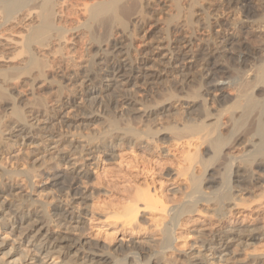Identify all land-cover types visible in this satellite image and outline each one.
Returning <instances> with one entry per match:
<instances>
[{"label":"bare ground","instance_id":"bare-ground-1","mask_svg":"<svg viewBox=\"0 0 264 264\" xmlns=\"http://www.w3.org/2000/svg\"><path fill=\"white\" fill-rule=\"evenodd\" d=\"M146 1L0 0V264H211L214 257L217 264H243L237 259L242 253L249 264H264V252L247 251L264 240V0L226 2L242 15L241 23L227 30L224 21L214 22L217 37L199 64L180 70L198 84L181 107L172 91L157 97L155 106L164 104L160 109L142 110L133 101L132 113L142 112L149 121L156 116L140 124L130 113L113 114L119 101L130 100L122 94L107 106L108 118L98 127L90 128L82 117L79 130L51 143L31 130L105 74H127L121 58L129 60ZM196 6L199 0H174L166 31L195 33ZM204 25L210 29L213 23L205 17ZM241 25L257 33L263 46L244 45ZM187 43L193 45L179 44L184 56L191 51ZM227 60L238 66L231 69ZM95 108L91 114L104 107ZM161 113L167 114L165 125ZM16 130L15 142L5 137ZM126 150L141 155L125 162ZM104 162L99 179L91 181ZM45 167L49 188L36 183ZM137 168L152 172L151 183L138 181ZM96 201L102 203L103 224L131 232L129 240L112 243L116 236L108 233L103 243L90 240L89 203L97 206ZM145 231L141 238L134 235ZM191 235L192 244L184 241Z\"/></svg>","mask_w":264,"mask_h":264},{"label":"rangeland","instance_id":"rangeland-1","mask_svg":"<svg viewBox=\"0 0 264 264\" xmlns=\"http://www.w3.org/2000/svg\"><path fill=\"white\" fill-rule=\"evenodd\" d=\"M157 1L158 2L156 3L151 2L149 0L146 1L144 23H140L139 26H137L136 28L135 37L132 41V46L130 48L129 60L125 63V59L121 58V62H123V65L126 67L125 72L127 74H122L115 79L114 77H110L111 72L107 73L104 75L105 79L102 82L97 81L96 87H94L93 89H84L81 94H75L74 96H71L70 99H65L69 100L68 102L70 104L51 114V118L45 119L44 123L40 125V128H37L35 126L31 129L34 133H37L42 136L43 139L41 140L51 143L53 139L57 140L58 136L61 133L62 135H70L71 133L76 132L77 130H79V127H81L80 120L82 119V117L86 119L87 123H90V128L100 126L99 124L104 123L108 118L107 106L111 104L112 101H114L116 98H118V100L123 99L122 97H120L122 94H125L124 96H127V99L130 100L119 101L116 106H113V114L117 117H122L123 115H128V113H130L137 122H141L140 124L152 123L156 119V116H154L152 120L149 121L147 120L145 115H143L144 113L142 112L132 113L131 108L133 101L138 102L139 105L137 108H142V110H144V108L148 106L151 107V105L153 108H157L154 104L157 97H159L163 93L172 91L182 100L179 103L175 104L176 107H181L182 104H185L184 99H186L187 93L190 92V88L195 89L198 87V84L196 82L197 80H195L193 77L194 75L190 74L188 77H185V74H187L188 71L181 73L180 70H182L184 66L199 64L198 61L202 58L201 54L203 53V50L206 49L207 44L212 45V40L217 37L216 35L219 28L214 24L216 20L224 21L225 24L228 25V27L225 29L230 30L231 26H229V24H240L242 15H239V13L237 14L236 10L228 7V5L226 4L228 0H199V6L201 4V6H203L205 10L199 8V6H196V8L194 9L195 15L192 16L193 20L199 21V28H196V25L193 26L192 29L195 33H192L190 29L181 28L176 31L175 29H173V35H171L166 31V29L168 27L167 20L175 11L174 7L168 8V6L173 4L174 0ZM255 6L256 5L253 4L251 7ZM205 17L209 18V20L213 23V26L210 29H205ZM238 35H240V39L246 46L255 49L263 46L259 35L252 31L249 32V29H247V27L244 25H241V28L238 31ZM171 37H174L173 40L176 39V42L178 43L171 42ZM121 39L125 40L126 37L123 36L121 37ZM187 40H192L193 45L191 47L189 43L185 45V50L191 51L189 53L187 52L188 55L184 56L182 54L184 45L179 44L185 43L187 42ZM128 44H130V42H128ZM169 47H173L172 51L169 50ZM137 56L138 61L134 62V59ZM180 59H185V61H181ZM97 61L98 63L102 64L101 60L98 59ZM111 63L117 62H114V60H112ZM220 63L221 65H219L222 66L223 62ZM226 64L231 69L238 66L235 60H227ZM254 64L255 61H252L249 64V68H251ZM131 65L132 67H130ZM80 72L83 73L82 70ZM192 73H194V71ZM195 74L199 78L200 72L198 71ZM219 77H221V75H219ZM101 88H106L110 90L107 92H102ZM120 89H125L126 92L121 93ZM215 94L216 98H219L220 92H216ZM98 105H101V107L104 108H102L103 110H100L99 112H95V107H98ZM163 106L164 104L159 105V108L157 109H160ZM213 106L216 107V104L214 103ZM93 109H95L94 113L91 114ZM83 114L86 115L84 116ZM166 115L167 114H163L162 118H159L160 122L164 125L168 121ZM95 116L96 119L94 120L99 121L93 123L91 121L92 118ZM81 121L83 122V120ZM31 124L36 125V121H33ZM18 134V130H16L15 133L9 131L6 133L5 137L10 141L15 142ZM167 145L166 147H170L169 145ZM51 147L53 146H50V148L47 149L46 152H50ZM170 151L172 153H176V148H170ZM121 153L124 156L123 158L125 162H131L137 159L139 155H141L140 152H133L131 150H126ZM42 154L43 152H41L39 156H31L30 161L34 162L36 158L41 157ZM102 159L107 160L108 158L107 156H103ZM5 163L7 166H11L14 161L12 162L9 159L5 160ZM105 165L107 164L104 162V165H101L99 168L96 167L95 170L92 171L91 181H96L97 179H99L100 175L102 174L105 168ZM139 170L142 171L138 168L137 172L136 170L134 171L135 174L139 173L136 174L138 176V181H141L142 183H144L145 181V183H149L150 181H152V172H140ZM48 172L50 171L46 167L39 171L38 177L36 178V183L38 187L49 188V183H51V180L47 179L49 177ZM261 172V174H264L263 171ZM140 173L143 174L141 175ZM18 183L19 186L23 187V190L25 192H29V189L26 188L22 182ZM156 184L158 189H160L159 186L161 185V180H156ZM49 191L51 190H46V193H49ZM51 193L53 195H57L56 191H52ZM89 204V211L91 213L88 215L87 219L91 221L90 225L88 224L87 226V232L88 236L90 237V240L92 239L91 241L97 240L98 243H103L105 242V235L108 234L111 238L116 236L114 238L115 240L112 239V243H115L116 241H119L122 238H124L125 240H129V238H131V232H123L121 229L118 228H116V230L113 229L114 227H111V229L110 227H107L103 224V216H100L102 211V206H100L102 205L101 202L96 201L97 206L95 205V202H90ZM147 218L150 219L151 217H149L148 215ZM55 231H60V229H55ZM134 235H138L136 236V238H141L146 235V231L141 232L140 234L135 233ZM110 237L107 238L106 243L111 242ZM187 238V240L184 241L190 242L191 244L195 239L193 235L187 236ZM100 240L102 241L100 242ZM108 240L109 242H107ZM252 246L247 251L255 250L257 253L264 252V240L261 242L258 241L256 243H253ZM185 247L187 246L185 245ZM209 259H211V264H217L216 257ZM237 259L243 262V264H249V262H247L246 260V254H238ZM168 264H178V262ZM229 264H232V262H230Z\"/></svg>","mask_w":264,"mask_h":264}]
</instances>
